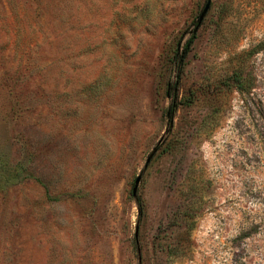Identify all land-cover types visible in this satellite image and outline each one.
<instances>
[{"label":"rangeland","instance_id":"374dc122","mask_svg":"<svg viewBox=\"0 0 264 264\" xmlns=\"http://www.w3.org/2000/svg\"><path fill=\"white\" fill-rule=\"evenodd\" d=\"M208 1L0 0V264H264V0Z\"/></svg>","mask_w":264,"mask_h":264},{"label":"trees","instance_id":"16d2710c","mask_svg":"<svg viewBox=\"0 0 264 264\" xmlns=\"http://www.w3.org/2000/svg\"><path fill=\"white\" fill-rule=\"evenodd\" d=\"M193 39H194V36L192 35L189 40L187 41L186 45L184 46V53L183 55L179 56L178 54L175 55V58H174V65L176 66L177 68V80L175 82V89L177 88L178 84H179V81H180V77H181V72H182V69H183V65H184V62H185V59L187 57V54L189 52V48L191 47L192 43H193ZM176 108H177V103L175 100L172 101L171 105L169 106L168 108V111H167V115L168 117L171 119L173 118L175 112H176Z\"/></svg>","mask_w":264,"mask_h":264},{"label":"water","instance_id":"95a60500","mask_svg":"<svg viewBox=\"0 0 264 264\" xmlns=\"http://www.w3.org/2000/svg\"><path fill=\"white\" fill-rule=\"evenodd\" d=\"M210 6H211V1L209 0L206 4V6L204 7L202 13L200 14L198 20H197V27L196 28H199L201 23L203 22L205 16L207 15L209 9H210ZM157 151V148L153 150V152L151 153V155L148 157L146 163H145V167H148L149 163L151 162L152 158L154 157L155 153ZM141 181V176H138L136 181H135V185H134V188H133V195L135 196L136 195V192H137V188H138V185Z\"/></svg>","mask_w":264,"mask_h":264}]
</instances>
